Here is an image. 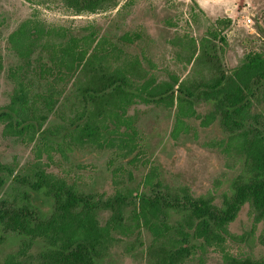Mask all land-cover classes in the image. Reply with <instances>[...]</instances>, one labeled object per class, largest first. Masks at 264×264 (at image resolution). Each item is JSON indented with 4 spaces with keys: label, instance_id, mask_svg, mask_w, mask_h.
Here are the masks:
<instances>
[{
    "label": "trees",
    "instance_id": "1",
    "mask_svg": "<svg viewBox=\"0 0 264 264\" xmlns=\"http://www.w3.org/2000/svg\"><path fill=\"white\" fill-rule=\"evenodd\" d=\"M61 1L73 15L120 3ZM191 2L181 27L165 21L173 56L191 77L158 76L142 25H63L33 13L7 34L15 61L5 68L0 52V76L6 71L11 85L0 106L1 135L30 146L35 159L0 160V264H114L119 256L206 264L212 252L220 264H264V255L228 244L236 238L231 222L247 207L264 247V47L228 67L223 45L234 19L216 18L194 36ZM138 104L172 112L174 141L198 120L225 133L221 146L238 168L219 202L168 178L140 127ZM94 153L104 158L110 191L96 188L95 175L83 179L84 157Z\"/></svg>",
    "mask_w": 264,
    "mask_h": 264
},
{
    "label": "rangeland",
    "instance_id": "2",
    "mask_svg": "<svg viewBox=\"0 0 264 264\" xmlns=\"http://www.w3.org/2000/svg\"><path fill=\"white\" fill-rule=\"evenodd\" d=\"M39 1V0H38ZM127 0H119V6L107 11L73 15L61 0H43L37 6L35 0H0V20L3 27L0 35V52L4 56L5 68L15 61L6 45L7 34L24 18L38 14L47 23L63 25H83L94 20L103 29L111 21L123 27L142 25L145 33L152 39L151 54L156 64L158 76L163 78L164 71L176 72L181 77H191V68L184 67L173 56V49L168 44L173 29L168 28L166 20L173 19L178 27L189 20L191 0H128L129 4L121 12ZM197 21L191 18V34L201 36L210 21L219 17L233 18L234 22L227 32V41L223 45V60L228 67L239 63L245 53L254 48L264 47V0H195ZM201 10L202 13H199ZM193 11L191 10V13ZM248 18L250 21H248ZM11 85L6 78V71L0 76V106L8 102ZM140 114V127L150 140L154 155L157 157L168 178L174 182H186L195 193L212 192L219 202L220 196L228 190L230 179L236 173L234 159L227 155L221 146L225 133L216 123L201 126L199 120L191 124L189 135L174 141L169 132L172 124V112L163 108H154L138 104L135 108ZM199 113L206 114L207 108L199 106ZM132 111V110H131ZM83 162L90 166L82 171L84 180L90 181L95 175L98 190L110 191L111 187L104 172V158L99 153L84 157ZM21 164L33 161L35 156L31 147L12 138H4L0 127V160L14 161ZM91 171V172H90ZM90 174V175H89ZM261 224L254 226L250 210L243 207L230 224V231L236 235L235 242H229V250L253 256L264 255V247L257 238ZM9 247L5 248V251ZM114 264H145L133 257L119 256ZM206 264H220V257L212 252Z\"/></svg>",
    "mask_w": 264,
    "mask_h": 264
},
{
    "label": "built area",
    "instance_id": "3",
    "mask_svg": "<svg viewBox=\"0 0 264 264\" xmlns=\"http://www.w3.org/2000/svg\"><path fill=\"white\" fill-rule=\"evenodd\" d=\"M248 21H250V19L248 18Z\"/></svg>",
    "mask_w": 264,
    "mask_h": 264
}]
</instances>
